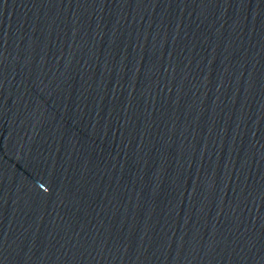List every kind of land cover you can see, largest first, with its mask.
Returning <instances> with one entry per match:
<instances>
[{
	"label": "water",
	"instance_id": "95a60500",
	"mask_svg": "<svg viewBox=\"0 0 264 264\" xmlns=\"http://www.w3.org/2000/svg\"><path fill=\"white\" fill-rule=\"evenodd\" d=\"M0 264H264V0H0Z\"/></svg>",
	"mask_w": 264,
	"mask_h": 264
}]
</instances>
